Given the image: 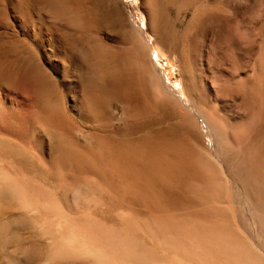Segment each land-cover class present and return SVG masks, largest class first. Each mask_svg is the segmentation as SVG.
Returning <instances> with one entry per match:
<instances>
[{
  "label": "bare ground",
  "instance_id": "1",
  "mask_svg": "<svg viewBox=\"0 0 264 264\" xmlns=\"http://www.w3.org/2000/svg\"><path fill=\"white\" fill-rule=\"evenodd\" d=\"M139 2L152 41L121 0H0V244L27 220L80 264H264V190L243 130L166 84L152 56L171 32ZM185 221L235 235L209 230L200 254L183 233L207 230Z\"/></svg>",
  "mask_w": 264,
  "mask_h": 264
},
{
  "label": "rangeland",
  "instance_id": "2",
  "mask_svg": "<svg viewBox=\"0 0 264 264\" xmlns=\"http://www.w3.org/2000/svg\"><path fill=\"white\" fill-rule=\"evenodd\" d=\"M121 1L126 12L131 14L130 19L134 26L145 30L147 37L152 41L153 37L146 30V16L139 0ZM152 1L157 8V18H163L167 28L169 26L168 33L171 32V35L168 34L169 52L152 56L161 70L164 81L175 90L181 89L183 83H186L189 92L198 96L195 97L199 101L201 100V103L211 110L220 111L218 113L223 119L227 118V121L234 124L239 123L236 124L242 128L244 133L242 140L246 143L244 155L251 169L260 171V182L264 190V0ZM181 2L184 4L180 5ZM36 9L35 13H46L44 6L37 5ZM98 15L102 16L103 14L98 12ZM130 38L131 36H129ZM189 79L193 80L192 84ZM240 79H242L239 81L241 85L236 87L235 84ZM211 85L213 86L210 87ZM236 90L243 91L239 93L242 96ZM229 94L235 96L238 94L239 96L230 100L229 97L234 95L229 96ZM25 140L31 142L32 145L35 144L33 140L31 141L30 135L26 134ZM71 181V179L68 180V183H72ZM170 195L171 197L181 196L178 191L171 192ZM5 204L0 202V207L7 208V204ZM24 221L21 220L19 224L17 222L12 225L13 227H10L11 229L8 228L4 231L3 236L7 238L9 244L6 246L0 244V264H14L15 261V264L19 262V264H23V262L25 264L26 262L28 264L31 262H33L32 264H80L74 261H64L57 246L53 243L54 239L43 235L39 225ZM21 222L22 224L27 223L25 225L28 230L25 225L21 226ZM185 224L189 228L199 227L207 230L198 233L191 231L183 233L184 236L196 238V243L199 242L198 244L201 246L198 250L200 254L211 252L210 243L198 239L216 235V232L209 230L221 226L226 230L229 228L225 233L227 237L235 235L234 230L232 231L230 225L227 224L187 221ZM18 226L20 227L18 228ZM34 251L36 252L34 253ZM34 254L38 256H34ZM25 256L27 257L25 258ZM23 259L25 261L21 263Z\"/></svg>",
  "mask_w": 264,
  "mask_h": 264
}]
</instances>
